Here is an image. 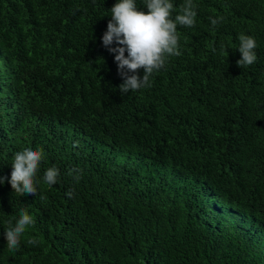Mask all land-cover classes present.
<instances>
[{
	"label": "trees",
	"instance_id": "trees-1",
	"mask_svg": "<svg viewBox=\"0 0 264 264\" xmlns=\"http://www.w3.org/2000/svg\"><path fill=\"white\" fill-rule=\"evenodd\" d=\"M117 2L0 0V176L44 153L36 196L0 185V264H264V0H193L181 55L128 93L101 42ZM21 209L35 224L10 251Z\"/></svg>",
	"mask_w": 264,
	"mask_h": 264
},
{
	"label": "clouds",
	"instance_id": "clouds-1",
	"mask_svg": "<svg viewBox=\"0 0 264 264\" xmlns=\"http://www.w3.org/2000/svg\"><path fill=\"white\" fill-rule=\"evenodd\" d=\"M143 7L146 12L138 10L136 0H118L109 10L111 19L101 37L103 47L114 55L117 73L123 81L118 88L121 93L151 87L152 75L165 67L169 57L181 55L177 26L190 28L195 24L196 6L193 0H185L180 7V14L174 18L172 13L175 8L172 0H143ZM222 19L223 17L210 18V22L215 27ZM238 40L237 51L240 59L236 61L237 66H251L257 60L256 40L244 34H241ZM225 53L227 55V50ZM141 69L142 76L138 75ZM43 158L42 150L26 148L18 151L11 163L10 178L0 176V185L7 180L13 192L19 196L25 193L36 196V176ZM79 173V169L69 172L77 181L80 178ZM58 175V169L50 167L44 173L43 182L51 187L58 182ZM65 195L72 198L73 192L69 191ZM40 198L43 200L46 197L41 195ZM34 224V218L21 209L15 225L4 232L7 248L10 251L17 249L20 237ZM29 243L35 244L36 241L30 240Z\"/></svg>",
	"mask_w": 264,
	"mask_h": 264
},
{
	"label": "rangeland",
	"instance_id": "rangeland-1",
	"mask_svg": "<svg viewBox=\"0 0 264 264\" xmlns=\"http://www.w3.org/2000/svg\"><path fill=\"white\" fill-rule=\"evenodd\" d=\"M123 160V158H122ZM122 160H119L120 162H122ZM146 165L143 166V169L141 170L143 172V174H146L147 172L145 171L147 169V164H148V161H144Z\"/></svg>",
	"mask_w": 264,
	"mask_h": 264
}]
</instances>
